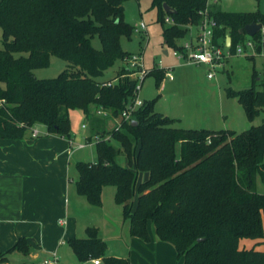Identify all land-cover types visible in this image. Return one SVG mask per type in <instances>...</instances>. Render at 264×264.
Listing matches in <instances>:
<instances>
[{
  "label": "trees",
  "instance_id": "trees-1",
  "mask_svg": "<svg viewBox=\"0 0 264 264\" xmlns=\"http://www.w3.org/2000/svg\"><path fill=\"white\" fill-rule=\"evenodd\" d=\"M124 2L0 0V137L23 138L27 130L43 124L50 133L72 138L70 110L75 108L87 118L100 107L109 110L113 119L121 115L134 98L138 79L125 64L115 80L98 77L132 53L121 44L122 36L131 37L134 31L124 17ZM152 2L164 26V42L172 49L181 47L179 40L187 34L188 24L201 22V10L207 5V0ZM164 3L173 12H167ZM208 15L215 21L216 43L229 34L233 50L246 36L241 28L264 22L260 9L229 11L213 4ZM167 16L172 23H167ZM95 36L100 47L93 43ZM52 54L67 60L71 68L55 77H37L34 69L49 65ZM152 73L160 83L166 69L156 66L147 75ZM227 93L243 104L250 120L264 109V89L227 87ZM106 117L98 115L92 126V135L100 136L98 160L76 162L79 194L100 203L103 187L114 185L132 235L149 241L151 221L154 233L175 245L182 264H264V249L241 245L243 239H264V121L242 132L177 127L176 118L155 110L154 100H144L132 120L119 126L107 128ZM121 154L128 165L118 161ZM140 172L147 178L139 183ZM68 242L80 261L103 258L106 264H129L105 253L106 242L97 227H87L86 237ZM29 249L21 237L0 252V260L14 250L28 253Z\"/></svg>",
  "mask_w": 264,
  "mask_h": 264
},
{
  "label": "rangeland",
  "instance_id": "rangeland-1",
  "mask_svg": "<svg viewBox=\"0 0 264 264\" xmlns=\"http://www.w3.org/2000/svg\"><path fill=\"white\" fill-rule=\"evenodd\" d=\"M214 4L223 10L260 9L264 12V0H219ZM124 17L133 25L144 21L147 27L144 32L134 30L131 37L122 36L121 44L125 50L142 54L147 68L164 66L168 71L169 61L171 60L174 64L170 70L174 79L165 76L158 83L157 75L152 73L144 78L140 90L142 99L155 101V110L176 118L173 122L174 126L211 130L230 129L242 132L264 121V109L253 120H250L243 104L227 93V87L264 89V57L256 55L250 58L243 54H234L225 62V66L215 71L214 77H209L208 64L181 63L172 54L173 49L164 42V26L158 19V9L153 5L152 0H125ZM188 26V32L179 40L180 43L194 38L198 32L197 25L188 24ZM247 36L246 34L245 37ZM93 43L97 47L101 46L98 36L93 38ZM2 46V28L0 27V47ZM164 49L168 50V54L164 52ZM159 62L162 64L159 65ZM123 65V60H116L98 79L115 80ZM70 68L71 65L67 60L52 54L49 65L35 68L34 73L39 78H50ZM255 70L258 71L257 78H254ZM80 112L81 109H72L70 118L77 139L82 141L85 138L84 133L92 131V126L97 123L96 117L99 114L95 113L94 118L92 116L84 118ZM106 119L107 128L118 125L113 117L107 116ZM84 123L86 127H83ZM36 125L44 128L43 124ZM109 140L116 146L120 145L116 139L110 138ZM74 158L93 162L98 160L96 140L93 139L85 148H80L78 156ZM117 159L123 165L129 164L126 155L121 154ZM72 175L75 177L71 186V208L77 215V237H86L87 227H97L98 236L106 242L105 253L107 255L125 258L129 264H182L183 258L178 255L175 245L158 238L151 221H149L151 234L149 241H143L132 235L130 220L124 216L123 205L115 199L116 187L114 185H105L101 202L92 203L76 190L75 181L79 172L75 163L72 165ZM146 178L145 172L139 173V183ZM258 185L262 190L263 183L260 178ZM137 200L138 191L134 196V207ZM254 244L257 248L264 249V239L263 241L241 240L243 246ZM57 257L56 264H94L93 259L80 261L67 242L60 247ZM100 259L101 264H106L103 258Z\"/></svg>",
  "mask_w": 264,
  "mask_h": 264
},
{
  "label": "crops",
  "instance_id": "crops-1",
  "mask_svg": "<svg viewBox=\"0 0 264 264\" xmlns=\"http://www.w3.org/2000/svg\"><path fill=\"white\" fill-rule=\"evenodd\" d=\"M172 64L170 60L167 67L173 68ZM80 113L87 118L83 110ZM33 128L38 129V135L33 136L30 128L23 138L0 137V252L8 251L21 237L30 247L28 253L10 252L0 264H43L44 259L57 255L65 242L77 237L71 186L75 177L72 165L76 167L80 160L74 156L80 148L71 145L70 138L48 132L45 126ZM84 134L90 136L92 131ZM72 138L81 141L73 129Z\"/></svg>",
  "mask_w": 264,
  "mask_h": 264
},
{
  "label": "built area",
  "instance_id": "built-area-1",
  "mask_svg": "<svg viewBox=\"0 0 264 264\" xmlns=\"http://www.w3.org/2000/svg\"><path fill=\"white\" fill-rule=\"evenodd\" d=\"M219 0H207L206 7L201 10L203 18L201 22L197 25L198 32L194 38L187 39L180 43L181 47L173 49V55L177 57L181 63H194V64H208L209 65V77H214L215 71L225 66V62L234 54H243L245 56L249 55H261L264 57V22L261 23V27L257 32L259 37L254 38V35H249L243 40H240L235 45V49L231 48L232 38L229 43H227V36L223 39L222 43H216L215 41V21L212 17L208 15L209 6L218 2ZM166 21L172 23L173 18L167 16ZM146 23L140 21L138 24L134 25L135 31H145ZM258 45H260V50H258ZM125 66L131 71L130 75L138 79V82L134 91V98L127 103L126 107L122 110L119 117H115V121L118 126L121 124V121H131L133 113L135 110L144 103V99L140 97V90L142 88V82L146 75L150 72L151 68H147L143 61L142 54L131 53L123 59ZM162 62H159L161 65ZM161 67V66H159ZM162 68H165L162 66ZM169 70H166V76L169 79H173L174 76L170 71L171 66L167 67ZM166 69V68H165ZM96 113L101 116H109L110 111L100 107L96 110ZM87 125L84 123L83 127ZM39 131L37 128H32V135H38ZM106 139H110V135L105 136ZM95 139L96 142L100 139L98 134H93L92 139H89L88 136L85 137L82 141H74L73 138H70V143L76 148H85L88 144ZM58 257L56 254H53L50 258H46L43 261V264H56ZM95 264H100V258H93Z\"/></svg>",
  "mask_w": 264,
  "mask_h": 264
},
{
  "label": "water",
  "instance_id": "water-1",
  "mask_svg": "<svg viewBox=\"0 0 264 264\" xmlns=\"http://www.w3.org/2000/svg\"><path fill=\"white\" fill-rule=\"evenodd\" d=\"M164 8L169 13L173 12V9L167 3H164ZM260 27H261V22H251V23L246 24L240 30L249 35H255L259 31ZM226 39H227V43H229L231 41V36L228 35ZM165 52L167 53V50H165ZM202 239L203 238H199V240H202Z\"/></svg>",
  "mask_w": 264,
  "mask_h": 264
}]
</instances>
